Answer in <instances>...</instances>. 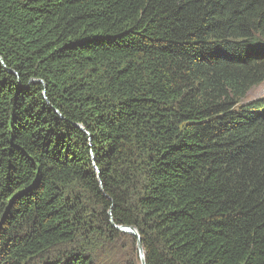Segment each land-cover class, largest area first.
I'll return each mask as SVG.
<instances>
[{"label":"trees","instance_id":"1","mask_svg":"<svg viewBox=\"0 0 264 264\" xmlns=\"http://www.w3.org/2000/svg\"><path fill=\"white\" fill-rule=\"evenodd\" d=\"M263 83L264 0H0V264H264Z\"/></svg>","mask_w":264,"mask_h":264},{"label":"rangeland","instance_id":"2","mask_svg":"<svg viewBox=\"0 0 264 264\" xmlns=\"http://www.w3.org/2000/svg\"><path fill=\"white\" fill-rule=\"evenodd\" d=\"M260 98H264V83L260 87L254 89L245 100L251 101ZM131 236L130 234H125L118 243L105 246L102 251L96 255L95 262H97V264H125L126 261L132 263L136 254L131 247ZM136 250L139 255L140 264L141 254L138 246H136Z\"/></svg>","mask_w":264,"mask_h":264},{"label":"water","instance_id":"3","mask_svg":"<svg viewBox=\"0 0 264 264\" xmlns=\"http://www.w3.org/2000/svg\"><path fill=\"white\" fill-rule=\"evenodd\" d=\"M118 230L121 231L124 234H130V235L134 236L138 240L137 246H138V249H139L140 254H141V263L142 264H146L145 263L144 251H143V248L141 246L140 237H139V234L136 231V229H134L132 227H119Z\"/></svg>","mask_w":264,"mask_h":264}]
</instances>
